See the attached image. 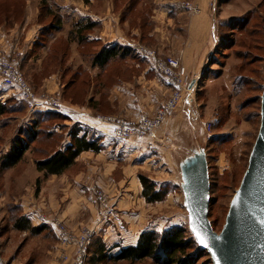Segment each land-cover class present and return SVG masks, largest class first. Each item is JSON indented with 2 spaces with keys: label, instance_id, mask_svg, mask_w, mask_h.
Returning a JSON list of instances; mask_svg holds the SVG:
<instances>
[{
  "label": "rangeland",
  "instance_id": "1",
  "mask_svg": "<svg viewBox=\"0 0 264 264\" xmlns=\"http://www.w3.org/2000/svg\"><path fill=\"white\" fill-rule=\"evenodd\" d=\"M164 1L169 2L0 0V32L12 34L17 30L20 37V42L14 46L4 45L3 42L0 46L12 52H23L30 47L38 51L46 50L50 54L46 57L47 69H59L65 80L76 75L75 66L80 60L72 57L69 62L70 69L66 61L61 62V57L66 51L68 54L72 51L76 53L77 42L83 55L85 54L83 57L87 63H90L92 56L95 57L100 48L107 46L105 43L112 35L115 41L119 35H127L137 44L154 48L162 57H166L169 55L161 53V46L157 42H149L147 39L148 32L154 28L151 15L163 12L160 3ZM186 1L191 0H173L177 5ZM192 1L200 10L198 0ZM210 4L218 42L208 54L204 71L195 85L193 98L200 124L205 127L204 135L199 134L200 141L196 145L205 149L210 168L209 215L214 228L221 231L230 202L248 166L261 124V95L264 89V0H211ZM180 8L192 13L183 6ZM129 13H132V18ZM125 14L131 18V28L142 27L140 32L124 30V33L121 30L124 29V20L120 21L119 18ZM142 16L143 19H139ZM110 26L114 29V34L109 32ZM138 33H142L143 37L140 38ZM22 69L37 91L48 90L28 78L24 60ZM103 88L104 84L100 85L99 91H103ZM0 91L6 95L0 102L5 103L8 108L6 113L0 115V165L4 156L10 153L16 144L28 146L22 158L27 164L30 160L48 156L62 145L66 133L74 126L67 118L54 110L29 113L12 89L2 86ZM76 93L83 96V88H79ZM49 111L53 113L46 115ZM158 157L160 159L155 160L156 165L141 170L155 180L160 189L166 191L162 201L150 203L149 225L155 227L152 230L160 232L175 225L183 226L187 230V239H192L194 243L184 254H179L184 256L187 264H213L209 252L201 249L189 229L181 179L172 167V160ZM11 203L13 202L9 203L12 206ZM8 206L7 203L5 207ZM8 226L9 223L0 225V235L11 234ZM43 234L51 237L52 232L46 230ZM97 240L89 249L86 264H164L162 253V259L146 258L141 261L114 259L111 257L114 256L112 250L105 251L103 257L96 256L94 251L98 247ZM35 244L42 245L43 242L37 240ZM57 248L59 249L58 240ZM3 263L8 264L6 261Z\"/></svg>",
  "mask_w": 264,
  "mask_h": 264
},
{
  "label": "crops",
  "instance_id": "2",
  "mask_svg": "<svg viewBox=\"0 0 264 264\" xmlns=\"http://www.w3.org/2000/svg\"><path fill=\"white\" fill-rule=\"evenodd\" d=\"M198 2L200 10L192 13L182 10L173 0L161 2L163 12L151 15L154 28L147 35L149 42H157L161 46V53L180 57L192 80H198L203 73L208 54L218 42L211 0ZM129 14L132 18V13ZM120 16V21L124 20L123 32H140L142 27L131 28V18L127 14ZM139 19H143V16ZM110 28L109 32L114 34V29ZM16 31L12 34L0 32V43L11 46L19 43L20 37ZM139 36L141 38L143 34ZM116 39L112 35L105 44L108 47L119 44L122 48L105 65L94 62L93 56L87 63L79 42L75 47L76 53H63L61 62L66 61L70 69L72 57L80 60L75 66L76 75L69 80H65L59 69H47L46 57L50 54L46 50L38 51L33 47L23 50L28 78L55 92L64 109L59 113L73 127L79 128V135L87 132L88 137L93 136L102 148L99 151H83L76 163L63 174L45 176L37 169L36 160H30L28 164L23 160L0 171V225L9 223L12 234L0 235V256L8 264H60L54 226L41 221L38 218L40 213L51 220H62L74 229L85 225L95 227L90 248L98 239L105 246L104 252L112 250L114 255L122 247L136 245L142 231L155 228L149 225L150 203L143 196L139 173L156 165L155 160L160 159L158 156L167 160V146L158 140L152 143L149 139L118 141L112 136L109 125L84 114L101 112L136 120L142 113L155 114L172 92V86L165 76L157 71L150 58L137 50L134 45L137 43L132 38L119 35ZM103 84V91H99V86ZM79 88H83V96L76 93ZM3 98L6 95L0 91V99ZM174 124L172 117H169L158 131L159 138L164 137ZM70 131L58 149L71 144ZM155 146L158 151H155ZM38 178L41 179L39 183ZM95 190L106 192L109 203L116 207V217L108 222H100ZM10 202L17 204L18 213L26 215L34 225L46 224L44 231L50 230L51 237L43 234L44 231L39 236L15 228L9 206L5 207ZM37 240H42L44 246L35 244Z\"/></svg>",
  "mask_w": 264,
  "mask_h": 264
},
{
  "label": "water",
  "instance_id": "3",
  "mask_svg": "<svg viewBox=\"0 0 264 264\" xmlns=\"http://www.w3.org/2000/svg\"><path fill=\"white\" fill-rule=\"evenodd\" d=\"M196 83V79L191 81L190 91L174 110L173 127L158 139L167 146V160H172L181 179L189 229L201 249L209 252L213 264H264V89L261 124L249 163L230 202L223 228L217 231L209 215L208 158L205 149L196 145L205 130L193 98ZM201 238L205 243H200Z\"/></svg>",
  "mask_w": 264,
  "mask_h": 264
},
{
  "label": "built area",
  "instance_id": "4",
  "mask_svg": "<svg viewBox=\"0 0 264 264\" xmlns=\"http://www.w3.org/2000/svg\"><path fill=\"white\" fill-rule=\"evenodd\" d=\"M191 11H199V6L192 0L181 2ZM137 50L150 58L157 71L164 75L172 86V92L162 103L155 114L142 113L136 120L118 114L84 113L97 122L110 126L112 136L118 141L131 139H149L152 143L159 138V129L164 122L172 116L180 100L190 91L192 79L180 57L169 55L162 57L159 51L144 44H134ZM24 54L21 51H7L0 49V78L1 84L12 89L29 113L46 110L63 112L59 98L48 90L37 91L28 81L22 69ZM158 151V147H154ZM99 203L100 222H108L116 217V207L109 203V196L103 190H95ZM38 218L54 226L60 250V264H86L91 240L96 233V228L85 225L79 229L68 226L64 221L51 220L46 214H38ZM0 264H4L0 256Z\"/></svg>",
  "mask_w": 264,
  "mask_h": 264
},
{
  "label": "trees",
  "instance_id": "5",
  "mask_svg": "<svg viewBox=\"0 0 264 264\" xmlns=\"http://www.w3.org/2000/svg\"><path fill=\"white\" fill-rule=\"evenodd\" d=\"M121 48L122 46L119 44H114L112 47L104 46L96 53L94 62L105 65ZM7 111L6 104L0 102V115ZM52 113V111H49L45 114L50 115ZM70 135L72 138L71 144L64 149H57L48 156L36 160L37 169L43 172L45 176L63 174L76 163L77 158L83 151H99L102 148L99 141L95 140L93 136L91 138L88 137L87 132L79 135V128L73 127ZM27 148L26 144H16L14 149L4 156L0 170H5L22 162L23 154ZM139 178L143 186V196L148 203H156L164 199L166 191L160 189L155 180L144 173H139ZM40 181L41 179L38 178L37 182L39 183ZM11 204L12 206L9 204V209L15 228L21 231H30L32 234H40L47 229L46 224L34 225L26 215L18 213L19 207L17 204ZM186 233V228L178 225L172 226L163 232L152 229L144 230L141 232L136 245L122 247L118 254L111 257L117 260L141 261L146 258L162 259L160 256L162 253L164 264H187L184 256L180 254H184L186 249L193 245L194 241L192 239L188 240ZM97 243L98 247L95 250V255L103 257L105 246L98 240Z\"/></svg>",
  "mask_w": 264,
  "mask_h": 264
},
{
  "label": "snow or ice",
  "instance_id": "6",
  "mask_svg": "<svg viewBox=\"0 0 264 264\" xmlns=\"http://www.w3.org/2000/svg\"><path fill=\"white\" fill-rule=\"evenodd\" d=\"M200 243H201V244L205 243V241H204L203 238L200 239Z\"/></svg>",
  "mask_w": 264,
  "mask_h": 264
}]
</instances>
